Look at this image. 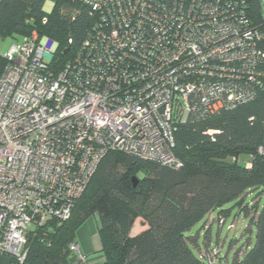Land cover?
I'll return each instance as SVG.
<instances>
[{
  "label": "built area",
  "instance_id": "2783aa9c",
  "mask_svg": "<svg viewBox=\"0 0 264 264\" xmlns=\"http://www.w3.org/2000/svg\"><path fill=\"white\" fill-rule=\"evenodd\" d=\"M66 1L93 25L58 72L59 44L37 31L4 57L0 257L9 264H24L33 231L71 218L109 154L178 170L175 123L264 96V0L260 23L248 0ZM55 5L46 2L43 24ZM70 252L85 261L77 243Z\"/></svg>",
  "mask_w": 264,
  "mask_h": 264
},
{
  "label": "trees",
  "instance_id": "16d2710c",
  "mask_svg": "<svg viewBox=\"0 0 264 264\" xmlns=\"http://www.w3.org/2000/svg\"><path fill=\"white\" fill-rule=\"evenodd\" d=\"M47 1L0 0V42L7 37L19 40L33 31L51 38L59 44L53 63L58 72L80 47L93 20L85 7L52 0L55 8L43 24ZM248 3L252 18L260 23L262 1ZM76 10L73 20L71 13ZM69 39L73 45L66 56ZM4 67L0 56V78ZM175 124L173 152L182 162L180 169L123 153L109 154L71 218L62 225L51 221L29 235L24 264H81L72 261L70 246L93 215L99 217L104 264H264V96L219 115H192ZM209 130L220 134L212 139L205 134ZM249 197L252 201L247 202ZM233 202L249 219L246 232L256 227V242L252 247L248 242L229 261L218 245L204 247L200 235L190 231L215 212L222 230L231 212L224 207ZM138 219L142 229L131 236ZM214 250L218 254L211 262L208 255Z\"/></svg>",
  "mask_w": 264,
  "mask_h": 264
},
{
  "label": "rangeland",
  "instance_id": "374dc122",
  "mask_svg": "<svg viewBox=\"0 0 264 264\" xmlns=\"http://www.w3.org/2000/svg\"><path fill=\"white\" fill-rule=\"evenodd\" d=\"M17 42L18 39H15L14 37H7L3 39L0 42V56L3 58L6 57L10 48ZM250 201H252V197H249L247 199V202ZM224 209L229 210L231 212L230 216L227 219V223L222 230L217 225L216 218L218 216V213L215 212L214 214H212V217H208L203 222L195 226L190 231V234H199L200 245H204V247H207V245H218L217 248L222 249L223 256L228 253V259L229 261H231L235 256L236 252L240 249L245 248L248 242L250 243L251 247L254 246L256 242V227H251V233L246 232V228L249 225V219H246L239 212V208L236 206V202L227 204ZM206 222L207 224H205ZM140 223L141 220L138 219L133 226L131 236H135L136 233L142 229L140 227ZM231 224L233 229H228ZM232 242H235V245L232 250L228 252L229 245ZM241 253L244 254V250H241ZM72 261L74 262V258H72ZM8 262L9 260L7 258H0V264H8Z\"/></svg>",
  "mask_w": 264,
  "mask_h": 264
},
{
  "label": "crops",
  "instance_id": "0c3cea01",
  "mask_svg": "<svg viewBox=\"0 0 264 264\" xmlns=\"http://www.w3.org/2000/svg\"><path fill=\"white\" fill-rule=\"evenodd\" d=\"M99 228L98 215L90 217L79 228L76 234V243L79 246L81 255L85 257V261L81 264H104L105 257L102 253Z\"/></svg>",
  "mask_w": 264,
  "mask_h": 264
},
{
  "label": "water",
  "instance_id": "95a60500",
  "mask_svg": "<svg viewBox=\"0 0 264 264\" xmlns=\"http://www.w3.org/2000/svg\"><path fill=\"white\" fill-rule=\"evenodd\" d=\"M69 52H70V49H67V50L65 51L66 54H68ZM132 180H133V182H134V184H135V186H136L137 183H138V179H137L136 177H134Z\"/></svg>",
  "mask_w": 264,
  "mask_h": 264
}]
</instances>
